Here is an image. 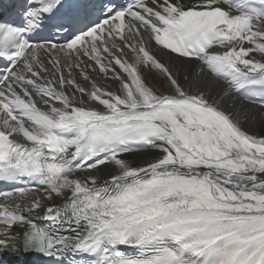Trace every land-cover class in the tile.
<instances>
[{
	"label": "snow or ice",
	"instance_id": "snow-or-ice-1",
	"mask_svg": "<svg viewBox=\"0 0 264 264\" xmlns=\"http://www.w3.org/2000/svg\"><path fill=\"white\" fill-rule=\"evenodd\" d=\"M19 16L0 12V264H264V133L235 107L264 109V0H23ZM193 61L228 89L185 86Z\"/></svg>",
	"mask_w": 264,
	"mask_h": 264
},
{
	"label": "bare ground",
	"instance_id": "bare-ground-1",
	"mask_svg": "<svg viewBox=\"0 0 264 264\" xmlns=\"http://www.w3.org/2000/svg\"><path fill=\"white\" fill-rule=\"evenodd\" d=\"M182 2L191 3L192 0H182ZM223 6L226 7V5ZM160 56L163 59H168V57L164 53H160ZM60 61L64 64H67L70 62V59L67 61L60 59ZM184 67L185 70L183 71L182 76L189 78V79H182L181 82L185 86H187L190 81L193 84L200 83L201 87H206L212 93V95L217 97L229 87L228 82L226 80H225L226 84H223L222 83L223 79L214 77L211 73L207 71V69H205L204 72L200 74L199 67H202V65L198 61H193L191 65H185ZM97 79H98V83H101L102 85H111V87L108 88V90H114L116 87L115 83L111 80H103L100 78ZM148 79L157 87H160V82L157 79H154L152 76H149ZM236 108L237 109L242 108L247 111L249 121L246 124V127L250 132L257 135L264 133L263 109H255L252 107L238 108V106ZM151 155L152 153H141V154L129 156L128 159L132 162L133 166H137V165L142 166L143 162L149 159ZM38 223H40L43 226H47L48 224V222L43 219H40ZM43 259L44 258L38 256L24 257L23 254H21L18 258L5 257V260H8L9 262H13L14 264H41Z\"/></svg>",
	"mask_w": 264,
	"mask_h": 264
}]
</instances>
